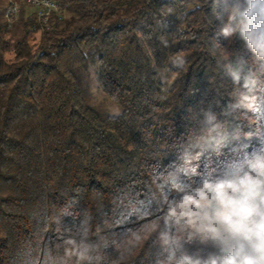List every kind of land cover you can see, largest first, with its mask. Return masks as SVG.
Returning a JSON list of instances; mask_svg holds the SVG:
<instances>
[{"label":"trees","instance_id":"16d2710c","mask_svg":"<svg viewBox=\"0 0 264 264\" xmlns=\"http://www.w3.org/2000/svg\"><path fill=\"white\" fill-rule=\"evenodd\" d=\"M55 1L47 22L31 8L10 23L0 0V264H153L162 181L202 142L204 112L240 138L202 171L256 147L245 134L264 136V110L224 115L234 86L211 3ZM220 44L253 63L238 37ZM93 72L118 115L91 106Z\"/></svg>","mask_w":264,"mask_h":264},{"label":"clouds","instance_id":"9594fccd","mask_svg":"<svg viewBox=\"0 0 264 264\" xmlns=\"http://www.w3.org/2000/svg\"><path fill=\"white\" fill-rule=\"evenodd\" d=\"M209 3L220 21L211 38L223 53L217 65L234 86L224 115L243 109L241 100L264 110V0H204ZM234 37L252 54L251 65L221 46V39ZM201 124L202 142L182 147L162 181L160 252L153 264H264V136L246 133L257 138L256 147L202 171V157L219 156L240 131H230L211 110ZM193 243L215 251L191 252Z\"/></svg>","mask_w":264,"mask_h":264},{"label":"rangeland","instance_id":"374dc122","mask_svg":"<svg viewBox=\"0 0 264 264\" xmlns=\"http://www.w3.org/2000/svg\"><path fill=\"white\" fill-rule=\"evenodd\" d=\"M15 0H3L2 8L3 11L6 13L9 5L11 2ZM19 6L22 8V15L19 17L14 23H17L23 19V16L25 15L26 11L28 9H31L30 6L23 3L22 1H17ZM41 37V32L33 34V38L39 41ZM89 91H90V104L93 106L97 111H99L103 115H118L120 113L119 106L111 101L108 97H106L100 90L96 75L93 72L89 81Z\"/></svg>","mask_w":264,"mask_h":264},{"label":"built area","instance_id":"2783aa9c","mask_svg":"<svg viewBox=\"0 0 264 264\" xmlns=\"http://www.w3.org/2000/svg\"><path fill=\"white\" fill-rule=\"evenodd\" d=\"M17 1H22L37 11L38 18L44 22L49 20L53 12L60 9L55 0H15L11 2L5 13V17L10 23H14L22 15V8Z\"/></svg>","mask_w":264,"mask_h":264}]
</instances>
